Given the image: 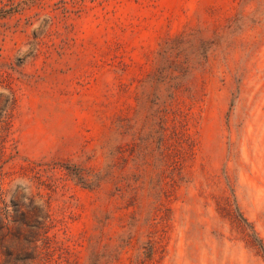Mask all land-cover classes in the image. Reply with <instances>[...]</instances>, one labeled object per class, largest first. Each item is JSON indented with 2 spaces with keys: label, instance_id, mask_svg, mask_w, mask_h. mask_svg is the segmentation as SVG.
<instances>
[{
  "label": "rangeland",
  "instance_id": "obj_1",
  "mask_svg": "<svg viewBox=\"0 0 264 264\" xmlns=\"http://www.w3.org/2000/svg\"><path fill=\"white\" fill-rule=\"evenodd\" d=\"M0 209V264H264V0H0Z\"/></svg>",
  "mask_w": 264,
  "mask_h": 264
},
{
  "label": "trees",
  "instance_id": "obj_2",
  "mask_svg": "<svg viewBox=\"0 0 264 264\" xmlns=\"http://www.w3.org/2000/svg\"><path fill=\"white\" fill-rule=\"evenodd\" d=\"M1 210V209H0ZM7 213L6 212H1L0 211V215H4ZM3 225H5L4 221L1 222ZM41 229L38 230L37 232H33V234L31 235V239H27V243H29L28 247H32V248H26L24 251L27 252L28 249H30V253L31 254H28L26 253L23 258L24 260L21 262L22 264H35L36 262V258L38 257V246L36 245V242L40 239L39 238V235L41 234ZM43 233H45L46 231L43 230L42 231ZM258 240V239H257ZM259 241V240H258ZM259 247L261 248L263 254H264V248H263V245L259 242Z\"/></svg>",
  "mask_w": 264,
  "mask_h": 264
}]
</instances>
